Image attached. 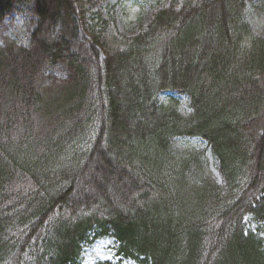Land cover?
<instances>
[{"label": "trees", "instance_id": "16d2710c", "mask_svg": "<svg viewBox=\"0 0 264 264\" xmlns=\"http://www.w3.org/2000/svg\"><path fill=\"white\" fill-rule=\"evenodd\" d=\"M100 1L0 0V25L32 16L0 46V264H81L103 236L141 264H264V0H168L108 51L80 33ZM177 137L206 141L220 184Z\"/></svg>", "mask_w": 264, "mask_h": 264}, {"label": "rangeland", "instance_id": "374dc122", "mask_svg": "<svg viewBox=\"0 0 264 264\" xmlns=\"http://www.w3.org/2000/svg\"><path fill=\"white\" fill-rule=\"evenodd\" d=\"M168 0H101L99 6L88 8L80 25L81 35L88 41L99 36L102 51L123 48L133 36L143 31L154 12L165 6ZM246 19L256 34L264 33V4L257 1L246 3ZM31 14L24 10L5 18L0 25V46H20L28 43V28ZM165 94L161 100H165ZM178 98V97H176ZM178 110L183 115L190 111L189 100L179 96ZM173 147L176 152L196 157L193 161L198 176L221 183L219 163L212 155L205 140L199 137H177ZM245 231L257 232L258 225L250 215L244 218ZM264 239V232L259 233ZM118 245L112 237L103 236L86 243L81 255V264H141L132 259L123 258L118 253Z\"/></svg>", "mask_w": 264, "mask_h": 264}]
</instances>
